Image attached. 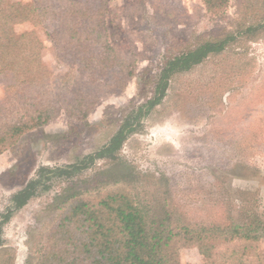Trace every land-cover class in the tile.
I'll return each instance as SVG.
<instances>
[{
    "label": "rangeland",
    "instance_id": "374dc122",
    "mask_svg": "<svg viewBox=\"0 0 264 264\" xmlns=\"http://www.w3.org/2000/svg\"><path fill=\"white\" fill-rule=\"evenodd\" d=\"M105 21L110 43L136 60L125 88L102 92L85 120L60 114L0 153V215L15 191L40 181L36 194L0 225L10 264H25L44 240L63 194L113 173H133L128 190L191 224L221 222L228 214L240 221L243 205L264 210V0H228L212 10L201 0H107ZM31 28L44 44V64L54 75L65 74L68 66L56 59L43 26H14L17 33ZM228 35L234 39L223 50L174 73L159 102L137 113L158 93L167 59ZM3 83L0 77V99ZM127 114L140 124L124 140L117 163L96 158L69 176L57 175L54 168L105 145ZM41 166L51 170L39 172ZM258 246L264 251V239ZM179 261L202 264L203 258L186 245Z\"/></svg>",
    "mask_w": 264,
    "mask_h": 264
},
{
    "label": "trees",
    "instance_id": "16d2710c",
    "mask_svg": "<svg viewBox=\"0 0 264 264\" xmlns=\"http://www.w3.org/2000/svg\"><path fill=\"white\" fill-rule=\"evenodd\" d=\"M207 10L224 8L228 0H201ZM107 0H0V153L26 132L63 114L83 121L102 92L121 91L135 73L133 53L112 45L106 27ZM43 26L54 46L56 59L68 66L54 75L42 60L44 44L34 28L16 32L14 26ZM234 39L204 41L167 59L157 77V94L137 107L141 114L163 97L170 77L190 69L217 53ZM140 123L124 115L109 141L78 163L54 168L57 175H71L96 158L119 161L118 152ZM117 163V162H116ZM51 170L41 166L39 172ZM133 173H113L110 179L62 195L58 213L44 240L28 255L25 264H180L179 248L193 245L202 264H264L262 213L243 205L240 221L230 214L206 224L183 222L166 205L133 194L125 186ZM123 182V184H121ZM31 179L15 191L11 205L1 213L0 225L13 210L24 206L38 191ZM120 183V184H119ZM0 264H10L2 247ZM7 258V259H5Z\"/></svg>",
    "mask_w": 264,
    "mask_h": 264
}]
</instances>
